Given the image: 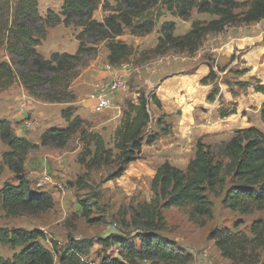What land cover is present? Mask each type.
I'll list each match as a JSON object with an SVG mask.
<instances>
[{"label":"trees","instance_id":"obj_1","mask_svg":"<svg viewBox=\"0 0 264 264\" xmlns=\"http://www.w3.org/2000/svg\"><path fill=\"white\" fill-rule=\"evenodd\" d=\"M115 1V8L106 2L104 9L112 11V14L99 22L93 17L101 0H64L61 14L49 10L44 18L39 13L38 0H0V50L4 49L14 58L15 64L24 67L20 71L14 68L13 62H0V93L20 83L28 95L37 100L72 103L74 96L67 98L71 96L67 90L83 57L94 53L97 44L106 41L109 64L113 67L125 65L131 56V48L119 38L127 28H131L135 35L151 33L156 26V18L154 14L147 13L159 4L175 17L188 19L191 12L197 9L199 13L216 16L217 19L207 23L193 22L191 31L184 36H175L176 23L164 22L155 54L175 49L193 55L209 33H220L232 25H251L264 20V0ZM62 23L66 27L82 29L77 36L78 50L75 54L54 53L50 59H45L38 52V47L47 36L45 27L54 28ZM87 40L90 42L86 43ZM27 65L30 67L25 69ZM240 73H247V70ZM215 81L216 73L211 69L201 84L206 86ZM63 82L67 85L58 90L57 87ZM246 85L238 83L243 88ZM45 89L48 90L44 94ZM255 91L264 94V85H257ZM218 93L215 90L208 100L214 102ZM151 103L162 108L156 94L147 96L141 93L137 102L126 103L121 124L113 134L112 147L107 146L102 135L85 129L84 120L74 117L71 109L62 112L67 126L44 132L40 138L41 145L65 148L72 137L80 133L85 148L79 163L86 173L117 166L106 181L119 179L130 164L139 160L144 146H152L161 135L171 133V129L166 127L162 133H148L152 122ZM235 114L236 109L221 110L220 117L225 119ZM163 117L166 118V115ZM163 117L158 120L159 125H162ZM261 121L264 124V104ZM0 140L8 147L0 160V177L8 167L15 174L17 182H7L0 187V212L17 217L51 210L55 205L53 195L46 191H35L24 174L26 158L30 151L38 148V144L17 136L7 119H0ZM85 176L87 174L80 176L76 185L81 190L91 191ZM151 192V200L133 208L129 219L122 221L124 233L111 234L99 240L103 248L116 247L122 258L104 260L102 264H190L192 256L163 235L168 229L164 212L171 208L184 210L189 221L200 227L214 217L215 206L211 196L222 198L223 208L243 215L264 211V131L254 126L238 130L218 149L198 141L195 157L186 170H180L169 162L157 169ZM97 198L96 194H91L80 200V204L84 217L90 223L105 224L104 216L91 218ZM252 235L253 238H250L237 226L235 231L214 229L210 232V239L216 242L222 255L234 263L257 264V251L264 245L263 221L254 223ZM45 240L46 234L40 230L0 227V245L17 251L11 258L0 257V264H56V257L59 264H90L85 258L94 246L92 239L77 240L70 236L69 244L63 248L57 242H52L53 251L45 247Z\"/></svg>","mask_w":264,"mask_h":264},{"label":"rangeland","instance_id":"obj_2","mask_svg":"<svg viewBox=\"0 0 264 264\" xmlns=\"http://www.w3.org/2000/svg\"><path fill=\"white\" fill-rule=\"evenodd\" d=\"M63 1L38 0L40 15L44 18L49 10L61 14ZM106 2L114 8L117 6L115 0H101L93 17L99 22L112 14V11L104 9ZM147 14H154L156 18V26L151 33L135 35L131 28H127L119 38L131 48V56L125 65L113 67L109 64L106 41L98 43L94 53L83 57L67 90L71 95L67 98L74 96L73 100L70 99L72 103H46L37 100L30 97L20 83H15L0 93V119L10 121L16 135L35 140L49 129L65 128L67 123L62 112L71 109L74 117L84 120L85 129L102 135L107 146L112 147L113 134L121 124L126 103L137 102L141 93L147 96L156 94L162 108L151 103L152 122L148 133H162V129L166 127L171 129L170 135H161L154 145L144 146L139 160L128 166L123 177L113 181L106 180L117 170V166L86 173V169L79 163V157L85 148L80 133L72 137L65 148L42 146L39 138L38 143H35L38 148L30 151L26 158L24 174L35 191L52 194L55 205L51 210L37 215L11 217L1 211V228L43 231L46 234L43 244L52 251V242H57L63 248L69 244L70 236L77 240L92 239L94 246L85 258L90 264H102L104 260H122L116 247L103 248L99 240L111 234L125 232L122 221L129 219L133 208L151 200L152 179L162 164L169 162L180 170H186L195 157L198 141L218 149L238 130L254 126L264 131L261 121L264 94L255 91L257 85H264V20L251 25H232L220 33H209L193 55L175 49L155 54L164 22L176 23L175 36H184L191 31L193 22L207 23L217 17L199 13L197 9L191 12L188 19L175 17L162 4L152 7ZM45 30L46 39L38 47V52L45 59H50L54 53L77 52V36L82 32L81 28L66 27L62 23L54 28L47 26ZM13 59L4 49L0 50V62L12 63ZM28 67L30 65L25 69ZM14 68L20 71L24 69L19 64H15ZM211 69L216 73V81L202 85L201 80L209 75ZM244 70L247 73L241 74ZM104 73L109 78L103 79L100 86L126 74L127 86L116 95L114 104L109 109L96 112L92 109L89 97L98 89L97 86L94 89V84L100 79L98 76ZM240 82L247 84L246 87L238 86ZM66 85L63 82L57 89L61 90ZM215 90L219 93L214 102H210L209 95ZM233 109L237 110V114L226 119L220 117L221 110ZM20 111L31 121V130H25V120H21ZM164 114L166 118L163 117ZM161 117L162 125H159ZM108 120L116 124L107 125ZM194 122L192 133L187 134L183 127ZM205 123L208 127H205ZM7 150V145L0 140V160ZM84 174H87L85 180L90 184L91 191L81 190L76 185L78 178ZM7 182L17 183L15 174L8 167L0 177V187ZM91 194L98 196L91 218L104 216L105 224L90 223L84 217L80 200ZM210 198L215 206L214 217L204 227L191 223L184 210L171 208L164 212L168 229L163 235L192 256L190 264H236L222 255L216 242L210 239V232L224 228L235 231L238 226L241 232L253 238L252 227L256 222H264V211L243 215L223 208L222 198ZM15 252L17 251L10 247L0 245V257L8 259ZM256 263L264 264V245L257 251ZM56 264H59L58 257Z\"/></svg>","mask_w":264,"mask_h":264},{"label":"built area","instance_id":"obj_3","mask_svg":"<svg viewBox=\"0 0 264 264\" xmlns=\"http://www.w3.org/2000/svg\"><path fill=\"white\" fill-rule=\"evenodd\" d=\"M127 74L117 76L111 82L107 83L105 86H97V90L89 97V102L92 105V109L96 112H104L109 109L115 101L116 95L125 89L127 86ZM25 109V106L23 110ZM21 112V111H20ZM22 113V112H21ZM21 120H25L24 128L25 130H31L33 125L29 118H27L23 113L21 114ZM117 226V224H115Z\"/></svg>","mask_w":264,"mask_h":264},{"label":"crops","instance_id":"obj_4","mask_svg":"<svg viewBox=\"0 0 264 264\" xmlns=\"http://www.w3.org/2000/svg\"><path fill=\"white\" fill-rule=\"evenodd\" d=\"M98 78H100L99 80H97L96 81V83L94 84V89L96 88V86H98L100 83H102V81H104L103 79H105V78H109V75L107 74V73H104V75H100V76H98ZM168 81V80H167ZM201 102V101H200ZM200 102H198V103H200ZM197 104V103H196ZM196 104H195V106H196ZM185 115V114H184ZM205 117H207V116H205ZM204 117V118H205ZM204 118H203V120H204ZM226 119V118H225ZM120 122V121H119ZM195 123L196 122H194V123H192L191 125L189 124H187V125H185L184 127H183V129H186V132H187V134H188V132L189 133H192L191 132V130H193L194 128V126H195ZM113 124H116V122H111L110 120H108L107 121V125H113ZM116 126V125H115ZM117 127V126H116ZM116 127H114V129H116ZM205 127H208V124L206 125V123H205ZM180 129V128H179ZM182 131V130H181ZM189 135H191V134H189ZM17 136H19V137H21L19 134L17 135ZM24 138V137H23ZM39 138H41V136H39V137H37L35 140H33V139H30V138H26V139H28V140H30V141H34V143H38V140H39ZM32 141V142H33ZM155 175V174H154Z\"/></svg>","mask_w":264,"mask_h":264}]
</instances>
